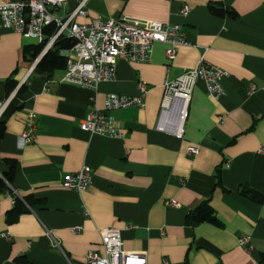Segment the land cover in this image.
Listing matches in <instances>:
<instances>
[{
    "label": "crops",
    "instance_id": "obj_1",
    "mask_svg": "<svg viewBox=\"0 0 264 264\" xmlns=\"http://www.w3.org/2000/svg\"><path fill=\"white\" fill-rule=\"evenodd\" d=\"M75 4L69 0L55 13L65 16ZM210 4L237 15H215ZM183 5L190 6L186 15ZM88 7L79 21L132 17L180 24L188 44L171 63L163 43L148 61L119 58L115 79L94 91L61 81L64 69L32 74L44 54L26 58L24 48L33 42L0 18V98L11 76L18 88L28 85L0 137V172L8 169L5 157L17 159L12 186L20 197L40 199L9 220L14 201L0 191V264H87L88 251L102 250L100 229L109 226L120 228L123 248L143 253L147 264H264V201L241 193L247 186L264 194V0H89ZM202 57L228 72L224 94L210 97L199 80L179 138L173 131L181 114L161 110L165 81ZM140 81L148 84L145 105L111 111L122 137L80 128L109 93L137 94ZM29 110L37 112L38 128L26 143ZM190 146L199 152L189 154ZM83 167L92 172L91 185L81 192L66 188L64 175ZM204 200L220 223L188 224L187 214ZM76 225L82 229L74 231ZM242 235L251 237V251L240 244Z\"/></svg>",
    "mask_w": 264,
    "mask_h": 264
},
{
    "label": "built area",
    "instance_id": "obj_2",
    "mask_svg": "<svg viewBox=\"0 0 264 264\" xmlns=\"http://www.w3.org/2000/svg\"><path fill=\"white\" fill-rule=\"evenodd\" d=\"M68 1L3 0L0 3V18L3 25L24 37L36 38L39 42H43L46 38V26L51 23L56 24V30L49 37L41 55L47 52L62 35L66 34L74 39L73 47L66 54L67 65L61 81L97 91L102 82L115 79L119 58L135 62L148 61L155 44L163 43L166 45V58L171 63L177 57L179 47L188 44L180 24L132 17L108 18L106 20L97 18L90 22H81L77 18L89 15V0H75L76 4L68 10L65 16L57 15L55 11L64 8ZM189 11V5H183L181 8V13L184 15ZM226 75L228 72L225 69L209 63L202 57L195 67L184 70L175 79L165 81L161 110H168L171 113L178 111L181 114L182 121L173 131L177 137L182 138L184 135V119L187 116L188 105L197 82L201 79L204 80L208 95L219 99L224 94L222 79ZM138 89L139 93L134 95L109 93L103 107L95 106L80 121V128L92 134L122 137L123 132L117 126L111 111L131 106L143 107L148 84L145 81H140ZM255 89L254 84L249 87L251 92ZM17 90L18 87L7 97L0 98V118L15 97ZM37 128L38 114L34 110H29L26 129L23 132L26 143L33 142ZM159 129L165 130V127L159 125ZM261 150L264 152V146ZM188 152L197 154L199 147L190 146ZM0 176L4 177L1 172ZM91 183L92 172L87 167H83L75 173H67L63 178V185L66 188L79 192L87 189ZM8 185L7 192L15 202V198L20 195L12 184L8 183ZM166 204L169 206L178 205L176 200H168ZM84 213L86 216L89 215L87 209L84 210ZM81 229V225L73 227L74 231ZM48 232L50 233L49 230ZM100 235L102 250L88 251L85 257L87 264H147V258L143 253L127 251L123 248L120 228L113 226L101 228ZM4 236L10 239L7 233ZM52 239L54 246L61 249L67 256L60 243L53 236ZM239 242L248 251L253 249L250 236L242 235Z\"/></svg>",
    "mask_w": 264,
    "mask_h": 264
},
{
    "label": "trees",
    "instance_id": "obj_3",
    "mask_svg": "<svg viewBox=\"0 0 264 264\" xmlns=\"http://www.w3.org/2000/svg\"><path fill=\"white\" fill-rule=\"evenodd\" d=\"M210 10L213 14L218 16H225L229 15L232 17H236L237 13L234 9L225 7L223 4L216 5L210 4ZM56 24L51 23L46 26L45 33L46 38L43 42L38 43H31L27 44L24 48V55L26 58H30L31 60H35L43 51L49 37L55 32ZM74 39L72 37L62 35L59 37L53 46L48 49L47 52L40 58L36 67L34 68L32 74H46L51 76L56 70H63L66 68L67 65V56L62 53L64 50H69L74 45ZM31 74V75H32ZM31 75L28 79L31 78ZM19 84V81L13 78L12 76L6 80V97L14 91ZM27 81L22 83L17 92L15 97L11 100L9 106L7 107L6 111L3 113L2 117L0 118V137L4 135L6 129V123L9 116L18 108L22 106L21 104V96L27 89ZM3 161L8 166V169L5 171H1L4 177L0 176V191H5L9 189L8 183H12L13 178L16 173V166H17V159L12 157H5ZM222 171L218 169L217 178L218 184L223 185L222 183ZM241 193L245 196L255 200L257 202L264 201V194L256 189L251 187H244L241 190ZM40 199L34 198L32 195H27L24 198L17 196L15 198L13 208L8 212V219L11 220L15 218L18 214L26 210V204H32ZM186 222L191 225L200 224L202 222H212L219 224L220 220L215 213L214 208L210 204L209 200H204L201 202L195 209L191 210L186 216Z\"/></svg>",
    "mask_w": 264,
    "mask_h": 264
},
{
    "label": "rangeland",
    "instance_id": "obj_4",
    "mask_svg": "<svg viewBox=\"0 0 264 264\" xmlns=\"http://www.w3.org/2000/svg\"><path fill=\"white\" fill-rule=\"evenodd\" d=\"M28 40L32 41L33 43H38V39L36 38H29Z\"/></svg>",
    "mask_w": 264,
    "mask_h": 264
},
{
    "label": "water",
    "instance_id": "obj_5",
    "mask_svg": "<svg viewBox=\"0 0 264 264\" xmlns=\"http://www.w3.org/2000/svg\"><path fill=\"white\" fill-rule=\"evenodd\" d=\"M38 61L35 63L37 65Z\"/></svg>",
    "mask_w": 264,
    "mask_h": 264
}]
</instances>
